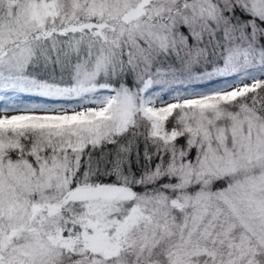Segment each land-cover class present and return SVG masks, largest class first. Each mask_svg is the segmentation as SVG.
Masks as SVG:
<instances>
[{
	"label": "snow or ice",
	"instance_id": "6c2138e0",
	"mask_svg": "<svg viewBox=\"0 0 264 264\" xmlns=\"http://www.w3.org/2000/svg\"><path fill=\"white\" fill-rule=\"evenodd\" d=\"M0 264H264V0H0Z\"/></svg>",
	"mask_w": 264,
	"mask_h": 264
}]
</instances>
